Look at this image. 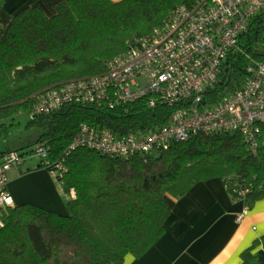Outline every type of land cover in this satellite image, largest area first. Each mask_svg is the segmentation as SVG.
Wrapping results in <instances>:
<instances>
[{
  "label": "trees",
  "instance_id": "16d2710c",
  "mask_svg": "<svg viewBox=\"0 0 264 264\" xmlns=\"http://www.w3.org/2000/svg\"><path fill=\"white\" fill-rule=\"evenodd\" d=\"M197 2L63 0L52 15L36 2L19 9L0 28V136L9 130L5 119L31 111L39 91L105 71L108 60L161 25L170 10ZM263 29L264 8L249 19L240 48L229 53L220 80L207 91L209 104L242 86L250 59H264L256 46L264 41ZM172 109L141 98L113 107L71 103L31 115L28 125L39 129L33 142L48 149V160L38 165L51 172L63 165L56 178L75 195L67 199L66 214L31 202L0 206V264H124L128 254L141 255L164 233L166 197L178 198L211 177H220L232 198L248 207L264 197V121L258 122L255 153L237 131L199 132L126 156L70 147L82 122L123 134L167 123ZM259 244L264 247V235L241 252L242 264L257 262L252 249Z\"/></svg>",
  "mask_w": 264,
  "mask_h": 264
},
{
  "label": "built area",
  "instance_id": "2783aa9c",
  "mask_svg": "<svg viewBox=\"0 0 264 264\" xmlns=\"http://www.w3.org/2000/svg\"><path fill=\"white\" fill-rule=\"evenodd\" d=\"M264 8V0H198L180 5L164 22L130 47L108 60L101 73L49 86L35 96L31 115L59 110L71 103L110 107L146 98L149 106H172L169 121L155 128L117 134L110 128L82 122L71 148H95L113 156H126L167 147L199 132H240L248 148L258 149V122L264 121V59L246 65L242 86L224 92L209 104L207 91L220 80L229 53L238 46L249 19ZM28 152L8 149L0 158V206L13 205L7 188L8 172L25 162ZM32 153L48 160V149L37 143ZM65 167L57 165L56 176ZM248 206L237 214L241 220Z\"/></svg>",
  "mask_w": 264,
  "mask_h": 264
},
{
  "label": "crops",
  "instance_id": "0c3cea01",
  "mask_svg": "<svg viewBox=\"0 0 264 264\" xmlns=\"http://www.w3.org/2000/svg\"><path fill=\"white\" fill-rule=\"evenodd\" d=\"M61 1L4 0L0 4V28L6 29L13 15L28 4L36 2L52 15ZM8 149L13 148L7 146L1 151ZM2 155L0 152V158ZM39 161L26 156L23 164L9 170L7 188L14 204L31 202L66 214L67 199L75 190L65 191L63 182L38 165ZM166 198L170 214L164 233L141 255L128 254L124 264H242L241 252L264 235V197L238 221L236 216L246 203L232 198L220 177L197 181L184 195ZM252 253L257 257L253 264H264L261 244Z\"/></svg>",
  "mask_w": 264,
  "mask_h": 264
},
{
  "label": "rangeland",
  "instance_id": "374dc122",
  "mask_svg": "<svg viewBox=\"0 0 264 264\" xmlns=\"http://www.w3.org/2000/svg\"><path fill=\"white\" fill-rule=\"evenodd\" d=\"M261 36L264 38V29ZM256 46L258 49H261V47L264 49V41L257 42ZM30 118V111L22 110L12 118L5 119V122L9 125V130L5 136H0V151L8 146L9 148L28 152L27 156H32L33 159L37 158L32 153V149L36 144L33 141L38 137L39 129L36 126L28 125Z\"/></svg>",
  "mask_w": 264,
  "mask_h": 264
}]
</instances>
